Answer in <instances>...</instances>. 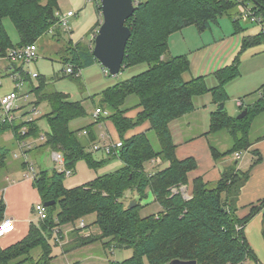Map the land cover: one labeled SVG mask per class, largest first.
Wrapping results in <instances>:
<instances>
[{"label": "trees", "instance_id": "1", "mask_svg": "<svg viewBox=\"0 0 264 264\" xmlns=\"http://www.w3.org/2000/svg\"><path fill=\"white\" fill-rule=\"evenodd\" d=\"M61 0H0V50L35 44L48 35L49 30L59 28V3ZM136 9L126 25L131 37L126 47L121 72L124 69L147 64L148 69L131 78L105 89L99 97V109L109 111V120L114 125L118 139L122 141L119 154L108 156L101 161L94 158L91 145L98 140L96 122L72 129L71 123L87 116L82 102H73L60 93L45 94L46 80L40 75L38 86H33L40 104V98L49 99L52 112L46 116L50 132L44 146L61 153L67 170L85 161L91 169H98L105 162L119 159L123 166L119 170L99 176L87 184L67 189L64 186L65 172L37 169L32 180L38 190L41 202L55 203L47 207L48 216L30 224L29 232L19 242L0 249V264H52L50 240L54 229L76 223L89 215H96L93 223L99 229L101 238H110L117 249H133L134 255L123 263L113 264H170L174 260L196 261L197 264H245L250 257L256 260L244 234V226L264 210V200L250 208L249 213L239 218L237 202L242 188L247 183L251 168L262 157L258 151H251L256 157L247 172L235 170L239 164L236 154L248 152L255 143L253 132L258 118L264 113V85L256 92L258 99L241 110H247L242 119L232 117L225 109L228 99L226 87L241 76V55L246 50L264 43V0H134ZM98 13L101 6L95 0ZM251 6L254 15L261 20V31L254 36H245L239 54L233 63L215 73L217 85L209 87L205 77L190 81L183 80V74L190 69L187 55L165 58L169 50V39L187 27L196 26L200 31L210 29V23L219 17L229 16L235 32L244 28L240 20L231 12L240 5ZM9 18L19 34L20 43L14 46L3 24ZM102 21V17H101ZM101 23L89 32L87 43L69 40L67 56L62 64L83 70L98 63L93 56L94 40ZM57 26L59 28H57ZM57 28V29H56ZM54 31V32H55ZM61 32V31H60ZM57 37L58 31L50 34ZM99 64V63H98ZM32 83V82H31ZM211 94L218 109L211 113L210 134L226 132L231 145L220 151L209 141L210 150L216 162H232L222 173L221 179L210 187V183L196 178L192 183V196L186 200L178 190L189 184L188 174L197 168L193 157L179 160L176 157L177 144L172 131V123L195 111L194 100ZM135 96L137 103L124 108L129 97ZM224 104V109L219 110ZM140 109L134 118L127 113ZM149 122L146 132L128 136L127 133ZM29 127L25 135L20 130ZM11 130L15 143L38 137L41 133L34 122H18L14 126H0V136ZM84 131L88 136H83ZM156 137L159 149L152 144L149 134ZM85 137V138H82ZM13 149L0 146V186H5V178L12 169L10 159ZM28 153V152H27ZM11 156V157H10ZM160 158L168 166L154 174L145 173V165ZM28 160L20 163L26 170ZM151 187L155 201L162 210L157 214L141 217L139 203L130 209L124 203L126 193L135 190L144 199ZM174 189H177L175 192ZM6 204L0 199V221L4 218ZM34 212V211H33ZM77 233V234H76ZM75 247L100 241L96 236L82 237L80 232L72 233ZM40 249L37 261L33 251ZM257 261V260H256ZM258 262V261H257ZM258 264H260L258 262Z\"/></svg>", "mask_w": 264, "mask_h": 264}, {"label": "rangeland", "instance_id": "2", "mask_svg": "<svg viewBox=\"0 0 264 264\" xmlns=\"http://www.w3.org/2000/svg\"><path fill=\"white\" fill-rule=\"evenodd\" d=\"M92 2L94 3L95 0H92ZM98 2L100 3L99 0ZM61 8L65 13H67V10L69 9L68 1L63 2ZM231 15L235 16V19L240 20L241 26L247 29V34H258L262 29L260 25L246 21L241 15L240 7L232 11ZM77 17L78 16H76L74 19L69 20L70 27H72V24L77 19ZM216 22L217 23H210L214 32L220 31L226 34L227 32L232 31V21L229 16L224 15L223 17H219ZM3 24L13 45L17 46L20 43V38L13 23L9 18H6L4 19ZM57 28L59 27L57 26ZM60 30H57L59 34L57 37L53 38L52 35L48 34L35 43L38 47V59L26 65L24 67V71L25 75L28 73L40 74L46 80V87L44 90L45 94L60 93L65 95L70 101L82 102L84 104L87 110V116L83 119L71 123L72 129H74L76 127L86 125L87 122L93 121L95 111L100 106V94L105 89L121 81H125L134 75L146 71L148 69V65H137L135 67L124 69V71L120 72L117 76H112L110 75V73H108V71L106 74V70L102 67L101 64H97L93 67L83 69L80 72H77L75 75H68L66 73V69L68 66L62 64L61 59L62 57L67 56V49L69 47L68 42L69 40H71L70 34L67 33H69L70 31H66V33H64L62 29ZM203 33L204 31H200L196 26H190L185 30L183 29L177 33H174L172 37L170 36V38H172L170 41L171 47L169 46V50L165 54V58L170 59L178 55L189 54V51L194 49V46L201 45L202 43L209 41L211 35L209 33H206V35ZM90 38V36H86V34H84L81 41L83 43H87ZM261 45L264 47V43ZM239 69L240 71L244 72V76L240 79H237L226 88L229 97L225 102V109L232 117H238L241 114V108H244V106H246V104L249 102L248 98L244 97V94H241L242 96H239V98L236 97V95L243 93V91H246L248 89L252 90L254 86L256 87V85L264 83V55L254 60L251 59L250 61L240 66ZM257 69L259 70V72L257 71ZM0 75L5 76L1 70V66ZM261 81L263 82L261 83ZM206 82L209 87H214L217 85V80L215 78L207 79ZM38 83V79L32 80V83L27 82L24 88L19 92L21 100H19L17 104L22 107V113L19 115L31 112L32 104L38 100L35 94L31 92V86L33 85L36 87L38 86ZM12 85L13 83L11 82V80L8 77H4L3 85L0 87V97L11 92L13 90ZM256 92L257 91L254 92L255 97L258 96ZM26 95L29 96V99L27 101H24ZM237 99H240V101H242L244 105L242 104L238 106ZM136 103L137 98L135 96L129 97L126 101V104L124 105V108L135 106ZM194 104L196 109L192 115L193 117H190L193 125L189 128L188 131L186 129L187 127H182V123H172L171 127L175 142L185 140L193 136L194 134L208 129L211 112H214L218 109V105L214 103L211 94L197 97L194 100ZM36 109L39 111V113L36 116H33L34 121L32 122L39 126L41 134L46 138L44 141H41L40 136L42 135H39L38 137H30L29 139L24 140L29 142L34 141L32 143L34 147L29 151L31 153L28 155L27 160L30 163L34 164L36 167L38 166L42 170L52 171L54 169H58L59 167L52 158L53 153H55L56 151H52V149H50L49 147L44 146L47 139V134L50 132V127L46 118V116L52 112V107L49 99L40 98V104H38ZM97 119L100 122L103 121L99 118ZM22 120L24 121L23 118ZM23 121L19 119L17 121H13L12 123L6 124L14 126L18 122L22 123ZM25 130L26 132H28L29 127H26ZM19 132L21 136V130ZM261 134H264V113L256 121L253 137L255 138ZM111 135L112 139L108 136L106 140L108 144L112 140H119L117 135L114 133V130ZM149 136L154 147L156 149H159L158 141L153 133H150ZM208 139L220 151L228 149L231 145V139L225 131L214 135L210 134L208 136ZM99 142L105 141L101 140ZM1 145L6 146L8 149H13V151L16 149L15 147L17 145V142L15 143V137L13 136L11 130L5 131L0 136V146ZM17 151L20 155L21 151ZM92 153L96 160L101 161L103 159H108V156H106L103 152L98 151L96 153ZM251 156L252 154L250 152H243L241 158H238L239 164H233V168L236 171L240 170V172H247L249 169L248 163L251 160ZM15 158L10 159L11 165H14L13 167L15 169H12L10 171L9 179L5 183L7 189L5 191L4 198V202L6 204L4 218H13L17 219L18 221H20L21 219V221L25 223L26 221L28 222L29 218L33 217V215L34 218H37V216L33 212V208L37 204L41 203V201H39L38 199L40 198L38 190L34 186H31V183L28 184L24 182L25 180H23L24 175L22 174V168L19 165L22 161H24V158L21 156L17 157L16 159ZM122 166L123 164L119 159H112L105 162L98 169H91L85 161H80L77 163L75 168L72 169V174L66 177L64 186L67 189H71L87 184L94 181L99 176L119 170L120 168H122ZM167 166L168 163H164L160 158H157L147 163L144 170L146 174H154ZM20 171L21 173H19ZM215 184H217V182L210 183L209 185L210 187H214ZM178 190L183 194L186 200L191 198L192 188H190L189 184L181 186ZM174 191L176 192L177 189H174ZM146 194L147 196L144 199L140 200L137 192L133 190L126 193V196L123 200L126 206L130 205L131 203H135L137 206L139 203L138 212L143 218L152 214H157L162 210V207L159 205V203L155 201L151 187L147 189ZM8 198L11 200L10 203L8 202ZM35 221L37 222V219H35ZM82 221L86 222V224L83 222L85 224V227H81L82 222H77L75 224V231L72 230L73 228L71 225L61 226L60 233L62 235V239H60L59 237V232L54 229L53 237L50 240L53 258L52 264H113L112 262L123 263L134 255L133 249H117L113 244L111 245L112 241L110 238H101V233L99 232L98 227L93 224L96 221V215H89ZM23 223L21 224L23 225ZM78 231L80 232V236L82 237L96 236L98 238H101V240L85 246L75 247V242L73 241L71 235L72 233L74 234ZM23 237L25 238L26 236ZM22 239L23 238H21V240ZM7 241H9L8 238L4 240L3 243H6ZM248 243L254 252L256 260L260 264H264V225L262 223V220L255 221V223H253V225L249 227ZM9 246L2 247L5 249ZM33 254L35 258H33L32 262H35L37 261L40 254V249L38 248L34 250ZM256 260L250 257V259H248L245 264H257ZM144 264H149L147 259L144 260Z\"/></svg>", "mask_w": 264, "mask_h": 264}, {"label": "crops", "instance_id": "3", "mask_svg": "<svg viewBox=\"0 0 264 264\" xmlns=\"http://www.w3.org/2000/svg\"><path fill=\"white\" fill-rule=\"evenodd\" d=\"M67 1L69 3V9L67 10V12H70V11L75 12V16L69 18L68 22L69 20L74 19L76 16H78L77 19L73 22L70 32L67 34H70L71 40L73 42L75 41L74 43H77L82 40V36L84 34H86V36H90L89 32L92 30V28L96 26L97 23H101L102 16L100 13H98L96 4L95 2L93 3L92 0H61L59 3V8H60L59 12L62 15H65L66 13L62 10L61 5L63 2H67ZM64 33L66 32L64 31ZM206 33H209L211 35V38L209 39V41L202 43L201 45L194 46L193 47L194 49L190 50L189 54L184 53L190 59V69L183 74V80L186 82L192 79H195V78H199V77H205L206 80L210 78H215L214 76L217 71L233 63L235 57L239 54L241 50L243 38L245 36L256 35V34H247L246 28H244L242 31L237 33L234 31L233 24H232V31L227 32L226 34L220 31L214 32L211 26H210V29L204 31L203 34L206 35ZM173 35H171V37ZM171 39L172 38L169 39L170 47H171L170 45ZM242 55L243 56H241L242 59L240 61V66L250 61L251 59L254 60V59H257L258 57L263 56L264 47L262 45L252 47L246 50L245 52H243ZM97 64L98 63L94 64L93 66ZM257 71L259 72L258 69ZM240 73H241V76L237 79H240L244 76V72L240 71ZM236 80L232 81L231 83L235 82ZM262 82L263 81H261V83ZM231 83H229L228 85H230ZM263 85L264 83L260 85L258 84L256 85V87L255 86L253 87L252 89L253 91L251 89H248L246 91H243V93L237 94L238 96L236 95V97L239 98V96H242L241 94H244V97L248 98L249 100V102L246 104V106H248L254 103L258 99L259 96L255 97L254 92L258 91ZM237 100H238L237 101L238 106H240L239 105L240 103L243 104L242 101H240V99H237ZM246 106H244V108ZM242 109L243 108H241V110ZM139 111L140 109L132 110L127 113V116L130 118H134L139 113ZM193 113L186 115L182 119L176 121V123H182V127H187L186 129L188 131L189 128L192 127L193 125L192 121L190 120L193 117L192 116ZM96 121L97 119L94 118L93 121L87 122V124H91ZM196 126H193V127H196ZM209 127H210V119L208 123V129L200 133L194 134L193 136L185 140L176 142L177 144L176 157L179 160H182L188 157H193L197 162L196 170L188 174V181H189L190 188H192V183L196 178H202L204 182L206 183L218 182L222 177L223 171L226 169V167L230 165V163L233 160V159H230V161H228L229 159H227L226 161L224 160L222 162L215 161L212 155V152L210 150L209 141H208L209 139L205 135L209 131ZM149 128H150L149 122H145L142 126L137 127L136 129L130 131L128 133V136L146 132ZM180 129H181V126H180ZM113 130H114V133L118 137V134L116 132L114 125L109 120L101 121L95 126V132H96V135L98 136V140H103L105 142H107L106 140L108 136L112 139L111 134ZM40 135L42 134L40 133ZM101 136H103V138ZM82 138H85V137H82ZM254 139H255V143L248 152L251 153V151L253 150L258 151L262 157V160L251 168L249 179L247 183L244 185V187L242 188V191L240 193V196L237 202V206H238L237 215L239 218L245 217L249 213L250 208L252 206L257 205L262 200H264V134H261L255 137ZM15 148L19 150L18 143ZM16 149L13 151V154H14L13 158H15L16 154L17 155L19 154V152ZM30 153L31 152L27 153V158ZM241 156L242 154H240L239 158H241ZM234 158H237L236 155L234 156ZM255 159L256 157L252 154L251 160L248 163L249 169L252 166L253 160ZM37 169L40 170L38 166H37ZM19 173H21V171ZM22 174L24 175L23 169H22ZM8 179H9V175L5 178V182H7ZM23 180H25L24 182L28 184L31 183V186H33L31 180H27L25 177ZM6 189H7V186H4V188L3 187L1 188L0 186V199L1 197L3 199L5 198ZM38 199L39 201H41L40 198ZM8 202L9 203L11 202L9 198H8ZM35 219L37 218H34V215L33 217L29 218L28 222L26 221L25 223H23L21 219L20 221H18L17 219H13L14 220L13 230L9 232L8 234H6L5 236L0 237V249H4L3 247L5 246H9V245L11 246V244H13L14 242H18L21 240V238H24L23 236H26L28 234V231H29L28 228H30V224L32 222H35ZM257 220L258 221L262 220V223L264 225V210L260 212L259 214H257L249 223H247L244 226L243 230H244V234L247 240L249 238V227L253 225V223H255V221ZM83 222L86 224L85 221ZM21 223H23V225L24 226L26 225V226L24 227ZM59 237L60 239H62L61 233H59ZM7 238L9 239V241H7L6 243H3V241L6 240Z\"/></svg>", "mask_w": 264, "mask_h": 264}, {"label": "built area", "instance_id": "4", "mask_svg": "<svg viewBox=\"0 0 264 264\" xmlns=\"http://www.w3.org/2000/svg\"><path fill=\"white\" fill-rule=\"evenodd\" d=\"M241 15L244 19L250 23L260 25L261 20L260 18L256 17L252 12L251 6H246L241 4L240 5ZM59 18L58 25L61 27L65 32L70 31L71 27L69 26L68 19L75 16V12L70 11L67 12L65 15L61 13H57ZM261 26V25H260ZM55 29L52 28L49 30V34L54 33ZM38 59V47L36 44H29L24 45L22 47L17 48H10L5 52L0 50V66L1 70L5 76L0 75V87L3 85L4 77H8L11 82L13 83V90L8 94L0 97V126H3L6 123H12L13 121L22 120L26 122L34 121L33 116H36L39 111L36 109L37 106L32 104V110L30 113H22V107L19 106L17 103L21 100V96L19 95L20 91L24 88L27 82H32V80H37L40 77V74H26L24 71V67L31 62H34ZM81 70H76L73 66H68L66 69V73L68 75H75L77 72ZM107 74V71H106ZM29 96L26 95L24 101H27ZM239 105H242L241 103ZM109 111L104 109H99L95 111L94 118L97 119L99 117H108ZM23 121V122H24ZM26 127L21 129V135H25ZM83 136H88V132L84 131L82 133ZM103 138V136H101ZM45 136H40V140L44 141ZM101 140H97L95 143L91 145L92 152H103L106 156L117 155L119 154V150L122 147V141H111L109 144L107 142H99ZM34 141H20L18 142L19 150L21 154L15 155V157H23L24 160H27V152H29L34 145H32ZM240 154H236V157L239 158ZM53 161L58 164V170L61 172H65L66 177L72 174V170L65 169L64 166V157L61 153L55 152L53 153ZM37 175V167L28 162V166L24 171V177L27 180H34ZM33 211L37 216L38 220H45L48 216L47 207L41 202L37 204ZM81 227H85V224L82 222ZM14 228V220L12 218H4L0 222V237L5 236L9 232H11Z\"/></svg>", "mask_w": 264, "mask_h": 264}, {"label": "water", "instance_id": "5", "mask_svg": "<svg viewBox=\"0 0 264 264\" xmlns=\"http://www.w3.org/2000/svg\"><path fill=\"white\" fill-rule=\"evenodd\" d=\"M101 6L102 21L94 40L93 56L102 67L112 76L121 72L126 47L131 37V30L126 22L135 12L134 0H99ZM224 109V104L219 110ZM247 114L244 110L239 116L242 119ZM55 202H46L50 207ZM136 206L131 203L129 208ZM170 264H197L196 261L174 260Z\"/></svg>", "mask_w": 264, "mask_h": 264}]
</instances>
